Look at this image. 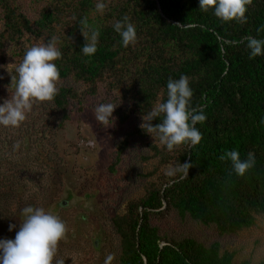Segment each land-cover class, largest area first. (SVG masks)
Listing matches in <instances>:
<instances>
[{
  "label": "trees",
  "instance_id": "obj_1",
  "mask_svg": "<svg viewBox=\"0 0 264 264\" xmlns=\"http://www.w3.org/2000/svg\"><path fill=\"white\" fill-rule=\"evenodd\" d=\"M103 2L101 13L95 9L97 0H0V52L9 51L14 59L6 84L14 91L11 75L22 62L26 40L55 38L62 51L55 62L60 80L78 85L59 88L51 102L61 114V127L69 121L72 105L83 113L89 100L118 104L113 116L121 126L131 119L140 122L118 146L116 159L139 137L149 140L147 160L153 165L142 195L112 217L119 237L118 264H250L235 262V254L218 243L170 240L151 221L173 211L224 237L249 230L264 217V56L249 59L246 47L248 37L264 39V0H251L246 23L223 22L212 10L203 12L199 0ZM125 15L138 38L128 47L113 29ZM85 17L100 32L91 57L80 52L85 40L79 20ZM181 75L189 77L192 106L207 119L196 124L202 133L198 145L168 151L140 125L143 115L166 100L168 79ZM159 122L157 118L152 124ZM232 149L241 159L248 153L255 156L254 166L242 177L229 160L220 159ZM178 163L192 165L186 179L162 173ZM110 169L115 171L116 164ZM257 264H264V258Z\"/></svg>",
  "mask_w": 264,
  "mask_h": 264
},
{
  "label": "rangeland",
  "instance_id": "obj_2",
  "mask_svg": "<svg viewBox=\"0 0 264 264\" xmlns=\"http://www.w3.org/2000/svg\"><path fill=\"white\" fill-rule=\"evenodd\" d=\"M38 42L42 41L28 39L23 46L27 49ZM12 66L9 51L0 52V103L14 92L6 84ZM57 87L78 85L59 80ZM98 104L100 100H89L83 113L72 105L70 119L61 127V114L53 104L38 102L19 127L0 126V239H14L24 207H43L67 227L55 260L104 264L113 254L112 264H118L119 237L112 217L127 201L142 195L153 163L147 160L149 140L139 137H133L116 159L118 146L140 122L131 119L121 126L115 119L112 127H102L94 118ZM32 160L34 165L29 164ZM113 164L115 171L110 169ZM168 168H163L164 175ZM151 223L170 240L193 238L205 246L218 243L223 251L235 254L237 263L257 264L264 258V217L257 218L251 229L224 237L168 210ZM9 224L16 225L11 232Z\"/></svg>",
  "mask_w": 264,
  "mask_h": 264
},
{
  "label": "clouds",
  "instance_id": "obj_3",
  "mask_svg": "<svg viewBox=\"0 0 264 264\" xmlns=\"http://www.w3.org/2000/svg\"><path fill=\"white\" fill-rule=\"evenodd\" d=\"M251 0H199V8L203 12L212 10L215 17L223 22L237 21L246 23L247 7ZM106 8L103 0H97L95 9L103 13ZM75 19V17H74ZM80 30L85 44L80 52L88 57L97 52L99 29L91 27L87 18L79 20ZM119 35L122 46L128 47L137 42V31L128 16H124L113 25ZM259 32L260 29H257ZM219 38V37H218ZM236 44L237 41H231ZM249 59L264 56V39L247 38ZM62 58V51L57 46L55 38L47 42H38L25 51L22 62L15 66L11 75L14 92L11 98L0 103V126L19 127L38 102H52L58 94L60 71L55 63ZM167 98L158 101L154 107L142 116L141 129L146 134L158 139L168 151L181 145L196 146L202 140V133L196 127L207 117L202 109L192 106L193 89L189 77L181 75L178 79L169 78L166 84ZM163 95V93H161ZM118 104L112 102L100 103L94 108V118L102 127H112L115 123L113 113ZM160 119L153 125L152 121ZM221 160H229L232 170L238 176H244L255 164V156L248 153L246 159L240 158L236 149L226 151ZM189 163L169 166L167 175L180 176L186 179ZM19 229L14 239H0V264H64L63 260H55L59 242L66 238L67 227L55 214L43 207L28 205L21 210ZM16 225L9 224L11 232ZM115 259L109 254L104 264H112Z\"/></svg>",
  "mask_w": 264,
  "mask_h": 264
}]
</instances>
